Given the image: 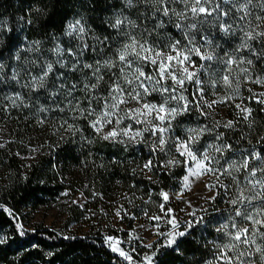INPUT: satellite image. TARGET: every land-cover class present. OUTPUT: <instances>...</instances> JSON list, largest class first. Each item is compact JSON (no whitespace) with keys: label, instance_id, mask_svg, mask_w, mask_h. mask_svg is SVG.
<instances>
[{"label":"trees","instance_id":"trees-1","mask_svg":"<svg viewBox=\"0 0 264 264\" xmlns=\"http://www.w3.org/2000/svg\"><path fill=\"white\" fill-rule=\"evenodd\" d=\"M215 3L228 15L213 21L216 15L213 13L203 23L197 22L196 29L189 31L186 26L194 22L190 14L188 19L180 21L171 11L169 16H163L155 11L158 6L137 0H133L132 7L125 0H0V264L142 263L141 259L132 262L116 254L104 235H79L42 225L25 229L22 220L29 211L55 202L68 184L84 193L91 192L89 195L96 194L100 203L120 193L125 202L134 203L137 208L143 209V213H160L163 192L179 190L180 181L186 174L185 159L177 153L175 144L187 138L189 128L206 129L192 148L199 156L208 151L215 158L214 167L223 170L231 162L239 165L244 158H248L247 170L241 168L232 173L240 181L239 187H245V177L251 169L264 167V104L258 102L264 99L260 96L264 93V84L252 82L257 77L264 79V38L250 41V48L240 49L243 37L241 29L246 30L245 23L239 20L242 13L236 11L230 0H215ZM259 3L261 0H253L255 5ZM169 8L180 12L184 10V5L177 0ZM250 10L253 15L248 19L254 27L256 21L253 17H264V10L259 6H250ZM117 16H127L135 21L137 28L132 30L134 35L142 34L147 29L151 33L145 37L148 43L163 53L175 54L168 46L177 40L181 47H191L188 40L194 37V43L200 47L201 53L209 52L214 56L212 60L191 56L200 83L197 84L195 79L185 82L178 92L177 95L186 98L188 110L172 120V130L168 134L164 152H153L159 137L154 142L149 137L150 144L144 141L135 146L103 139L91 126L95 115L81 116L70 110L69 98L63 91L52 95L57 91L55 86L60 83H75L81 89L74 92L81 101L79 107H88L86 93L82 89L85 83H94L95 79L91 75L92 70L82 65H95L97 60L103 63L123 42L124 37L111 27ZM76 20H80L86 29H91L86 36L90 48L94 43L92 36L101 39L108 37L110 47L97 44L96 52L86 50L80 58L79 69L72 72L69 68L76 60L68 50L76 52L80 41L67 35L66 31L68 25ZM160 21H163V27L158 26ZM177 23L184 26L183 29L177 28ZM221 23L231 24L234 31L225 34ZM258 30L264 31V23ZM57 46L64 49L62 54L56 53ZM101 48L103 53L100 52ZM233 55L245 59L241 67L250 68L252 80L234 71L232 86L226 90L230 97L223 98L227 99L229 107H209L199 97V92H209L224 84L222 78L227 74L225 61ZM248 59L253 61L252 66L247 65ZM60 60L65 62L63 67L57 63ZM48 63L53 65V71L46 78L45 86L25 87L31 77L42 75ZM148 65L150 63L142 65L146 75L148 70L144 66ZM232 67L236 69L235 65ZM14 70L19 73L16 79H12ZM221 71L225 74L221 75ZM100 72L104 79L91 95L106 96L108 86L114 79L112 74L119 76V72L117 68L109 71L103 67ZM61 73L62 78L57 79ZM17 94L21 99L13 105L9 97ZM170 97L169 92L155 91L146 100L161 104L167 98L166 107H177V100ZM92 107L100 111V106L95 102ZM243 108L252 110L247 120L241 112ZM228 121L233 122V127H225ZM68 125H72V128L69 129ZM136 125L133 122L132 129H136ZM225 144L231 147L223 154L209 147ZM35 148H44L43 153L35 159L27 176L22 178L16 169L17 154L26 155ZM253 152L259 153L260 159L254 158ZM149 160L153 167L147 172L143 168ZM169 160L179 163L170 165ZM215 160H219L218 165ZM210 175L214 177L215 199L210 200L201 211L178 221V229L184 235L175 245L166 246L161 240L155 243L154 264H209L210 261L220 264L216 245L227 243L228 237L217 229L228 223L229 232L234 231L230 218L235 217V207L230 200L236 197L238 186L230 176L221 175L217 179L216 175ZM260 176L257 172V178ZM260 203L253 201L256 206ZM70 215L69 221L78 222L83 213L79 207H73ZM235 221L238 226L251 228L250 222L242 221L240 217H235ZM21 231L23 236L20 235ZM257 242H260L259 238ZM140 252L144 254L145 249H140ZM252 259L255 264H261L259 254Z\"/></svg>","mask_w":264,"mask_h":264},{"label":"snow or ice","instance_id":"snow-or-ice-1","mask_svg":"<svg viewBox=\"0 0 264 264\" xmlns=\"http://www.w3.org/2000/svg\"><path fill=\"white\" fill-rule=\"evenodd\" d=\"M137 2H145L158 6L155 8V11L162 13L163 16H169V12L171 11L172 15L178 17L180 21L188 19L190 14V18L194 22L186 26L189 31L196 29L197 22L203 23L204 20H207V17L213 16V13H216V15L213 16V21L220 19L221 16L228 15L227 12H223V10L220 9V5L215 3V0H178L179 3L184 5V10L180 12L169 8V5L177 2V0H137ZM230 2L236 8L237 12L242 13V15L239 16V20L246 25V30L244 28L241 29L243 37L239 48H250V41L264 38V31L258 30L261 24L264 23V17L260 15L254 16L253 19L256 21V24L253 27L252 21L248 19L253 15L250 6H259L264 10V0H261L259 5L253 4V0H242V2L241 0H230ZM125 3L129 7L133 6V0H125ZM153 15H155V12ZM201 17L204 19L200 20ZM158 26L163 27V21H160ZM111 27L116 29L118 34L124 37L123 42L114 49L111 57L103 60V63L97 60L95 65L89 63H84L82 65L83 68L92 70L91 75L95 79L94 83H85L83 85L82 90L86 93L85 99L87 100L88 107L86 109H81L79 107L81 101L74 95V92L81 89H78L75 83L71 85L60 83L58 86H55L57 91L52 92V95L56 96L58 92L63 91L64 95L69 98L68 105L71 106L70 110L78 112L81 116H85V114L95 115L96 119L91 122V126L97 132H101L106 125L112 124L115 121L117 127L106 133L103 139L115 140L119 136L127 137V139L132 142H140L143 140L144 132H150L152 136L159 135L158 142L153 146V152L156 150L164 152L168 134L172 130V120L188 110L186 98L183 95L171 96V99L177 100L178 102V106L172 108L166 107L167 98L159 105L148 102L141 103V101H144L153 91L176 93V87L169 88L164 86V81L166 79H171L173 84L180 86V88H183L186 81L190 82L194 79L195 82L199 84L200 80L197 77L196 71L189 70L194 67L191 56H199L202 60H212L214 56L209 52L201 53L200 47L196 46L194 43V37L188 40V44L191 45V47H181L180 41L177 40L168 46L175 55L163 53L154 45L148 43L145 37L151 35V33L148 32L147 29H145L142 34H133L132 30L136 29L137 25L135 21L129 20L127 16H117L114 23L111 24ZM176 27L183 29L184 26L177 23ZM220 27L225 34L234 31L231 24L225 25L221 23ZM90 31L91 29H86L80 20H76L68 25L66 34L80 41L77 45L76 52H73L71 49L68 50L69 54L76 60V63L71 65L69 71L75 72L79 69L80 58L84 55L86 50L90 49L92 52H96L97 44L110 47L107 43L108 37L101 39L100 37L92 36L91 38L94 43L90 48L86 40L87 33ZM184 35L187 36V32H185ZM205 40L210 43V41H207V38H205ZM36 43L38 44V42ZM55 51L57 54H62L64 49L57 46ZM237 51H239V49ZM100 52L103 53V48L100 49ZM57 63L63 67L65 62L60 60L57 61ZM146 63L156 66L159 79H155L152 75L145 74L142 65ZM246 63L249 66L253 65L251 59H248ZM225 64L227 66V74L223 76V83L226 86H232L234 71L243 74L245 79L252 80L250 68L241 67V65L245 64V59L243 57L237 58V56L233 55L225 61ZM233 65L236 66L235 70L232 67ZM101 67L109 71L113 68H117L119 76H117L116 73L112 74L114 79H112L111 84L108 86L106 96L91 95V93L98 88L100 81L104 79L103 74L100 72ZM0 71H2V65H0ZM52 71L53 65L48 63L42 75L39 77H31L30 83L26 84L25 87H44L46 78ZM177 71H179V75H177ZM18 75L19 73L14 70L12 79H16ZM62 76L63 73H61L57 79L62 78ZM236 79L238 87L239 77L237 76ZM252 82L264 84V79L257 77L255 80H252ZM157 85L160 87H157ZM260 96L264 97V93H261ZM9 99H11L13 105H15L16 101L20 100L21 97L17 94L15 97H9ZM131 101H135L140 106L127 109L121 107ZM94 102L100 106L99 112L92 107ZM180 102L183 103L181 104ZM258 102L264 104V99H259ZM209 107H211V105H209ZM237 107L239 108L240 106L237 105ZM251 111L250 108L241 109V112L245 114V120L251 115ZM125 119L133 121L136 124L144 125V127L133 131L131 124H129L125 126V128L120 129L118 126ZM65 123L67 122L65 121ZM225 127H233V122L228 121ZM68 128L71 129L72 125H68ZM205 131L206 129L203 128L187 129V138L175 144L176 150L181 156L187 157L188 160L194 163V167L189 169V173L192 176L212 174L216 175L217 179H219L221 175L232 177L233 181L238 186L236 197L230 200V203L235 207V217H240L242 221H247L251 224V228L247 226H238L235 217H231V225L234 231L229 232L228 223L222 224L221 227L217 229V231L224 232L228 237L227 243L216 245L219 249L217 261H219L220 264H255L252 257L259 254L261 264H264V230H262L264 229V167L251 169L245 177V187H239L240 181L237 180L232 173L233 171H240L241 168L247 170L249 167L248 158H244L239 165L235 162H231L227 168L221 170L213 166V160L215 158L210 156L208 151L203 152L198 157L197 153L193 151L192 146L198 143ZM120 142L124 141L121 140ZM209 147L215 152L223 154V152L231 146L225 144ZM252 156L256 159H260L259 153L253 152ZM168 163L174 165L179 163V161L169 160ZM215 163L218 165L219 160H215ZM262 163H264V161H262ZM152 167L153 164L151 160L144 165V168L148 170H151ZM257 172L261 174L260 178H257ZM184 182V186L187 188L189 176L184 177ZM162 195L165 200L168 199L167 193H163ZM212 199H215V197H212ZM253 201H260L261 203L259 206H256L253 205ZM153 219L158 220L159 217H154ZM169 222L172 223L174 228L177 227L174 219ZM186 226L190 227L191 225ZM20 235H24L23 231L20 232ZM175 235L182 236L184 233L178 232L175 233ZM257 238L260 240L259 243L257 242ZM173 242L174 238H170L169 244ZM113 251H119L121 256H125L126 259H131L130 256H126L122 250L116 247H113ZM229 253H233V255H229ZM146 259L148 260V264H152L153 258L151 256L146 257ZM209 264H213V262L210 261Z\"/></svg>","mask_w":264,"mask_h":264},{"label":"rangeland","instance_id":"rangeland-1","mask_svg":"<svg viewBox=\"0 0 264 264\" xmlns=\"http://www.w3.org/2000/svg\"><path fill=\"white\" fill-rule=\"evenodd\" d=\"M144 68L148 70V75H152L155 79H159L156 66L150 64L146 67L144 66ZM189 70L197 72L195 67ZM220 74L223 75L225 73L221 71ZM177 75H179V71H177ZM164 86L177 88L176 93L169 92L171 96L177 95L181 89L180 86L174 85L171 79H166L164 81ZM157 87L160 86L157 85ZM226 90H229V87L222 84L220 88L215 87L209 92L200 90L199 97L203 98L208 105L213 106L215 109L228 108L229 102H227V99H223L225 97H230L228 94L229 91ZM143 102L148 101L145 98L144 101H141V103ZM139 106L140 105L135 101H131L121 107L127 109ZM129 124L132 126L133 121L125 119L118 127L123 129ZM136 126L138 127L133 129V131L144 127V125L141 124H137ZM116 127L117 125L114 121L112 124L106 125L102 131L98 133L104 136ZM149 137H151L154 142L159 135L152 136L150 132H144L143 140L140 142H132L129 141L127 137L119 136L113 141L120 142L123 140L124 142L120 143L128 146H135L140 145L144 141L150 144ZM43 149L44 148H35L26 155L17 154L15 160L16 169L20 172L22 178L27 176L35 159L43 153ZM177 153L179 154L178 151ZM197 156L199 157V155ZM182 157L185 159V176H189L188 187L186 188L184 186V176L180 181L179 190L163 192L167 193L168 199L165 200L162 195L163 205L158 214L148 215L147 213H143V209L140 207L137 208L134 203L129 204L125 202V198L122 197L120 193L114 194L108 200L104 199V203H100L96 198V194L89 195L91 192L84 193L78 187L68 184L65 191L61 193L55 202L48 206L29 211L22 220V225L25 229H31L36 225H42L56 231H67L79 235L87 233L104 235L112 250L113 247H116L122 250L126 256L131 257V259H126L125 256L120 255L119 251H114L122 258L132 262L138 258L142 260L140 264H148L146 257L151 256L153 258L152 264H154V258L156 256V251L154 249L155 243L161 240L166 246L175 245L178 239L183 236L175 235V233L181 232L178 229V221L182 220L185 216L201 211L204 206L212 200V197H215L214 177L210 174H201L198 176L190 175L189 169L194 167V163L188 160L187 157ZM143 169L149 172L148 169ZM73 207H79L83 213L81 220L78 222L69 221L71 220L70 210ZM154 217H159V219H153ZM173 219L177 224L175 228L172 223L169 222ZM170 238H174V242L171 244H169ZM140 249H145V253L141 254Z\"/></svg>","mask_w":264,"mask_h":264}]
</instances>
